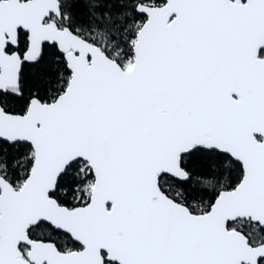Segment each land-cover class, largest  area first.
Returning a JSON list of instances; mask_svg holds the SVG:
<instances>
[{"label": "snow or ice", "instance_id": "6c2138e0", "mask_svg": "<svg viewBox=\"0 0 264 264\" xmlns=\"http://www.w3.org/2000/svg\"><path fill=\"white\" fill-rule=\"evenodd\" d=\"M0 264H264V0H0Z\"/></svg>", "mask_w": 264, "mask_h": 264}]
</instances>
